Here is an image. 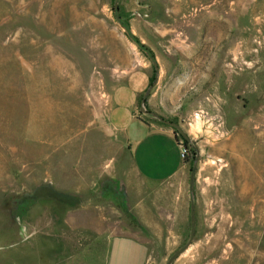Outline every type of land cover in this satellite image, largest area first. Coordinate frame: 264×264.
<instances>
[{
	"label": "rangeland",
	"instance_id": "rangeland-1",
	"mask_svg": "<svg viewBox=\"0 0 264 264\" xmlns=\"http://www.w3.org/2000/svg\"><path fill=\"white\" fill-rule=\"evenodd\" d=\"M136 73L184 150L168 182L107 120ZM190 201L171 264H264V0H0V264H104L115 235L165 264Z\"/></svg>",
	"mask_w": 264,
	"mask_h": 264
},
{
	"label": "crops",
	"instance_id": "crops-1",
	"mask_svg": "<svg viewBox=\"0 0 264 264\" xmlns=\"http://www.w3.org/2000/svg\"><path fill=\"white\" fill-rule=\"evenodd\" d=\"M181 48H205L199 40ZM146 78L130 74L119 82L111 94L107 114L109 125L119 131L129 148L137 174L150 183H164L183 172L180 146L174 133L164 126L147 122L139 112L138 102L145 91ZM137 111L139 113H137ZM145 116V114H144ZM147 247L134 237L112 236L108 242L104 264H145Z\"/></svg>",
	"mask_w": 264,
	"mask_h": 264
},
{
	"label": "water",
	"instance_id": "water-1",
	"mask_svg": "<svg viewBox=\"0 0 264 264\" xmlns=\"http://www.w3.org/2000/svg\"><path fill=\"white\" fill-rule=\"evenodd\" d=\"M142 105H143V100L141 101V106L139 107V112L142 113V114H146V110L143 108ZM150 114L152 116H154L152 113H150ZM157 120L159 122H161L162 124H164V125L172 127L183 138V140L187 141L186 135L179 129L177 124L172 123V122H167V121L162 120L160 118H157ZM175 140H176V138H175ZM191 181H192V176L190 177V184H191ZM189 220H190V228H189L188 238H187L186 242L167 258L165 264H171V262L175 258H177V256L180 253H182L191 244V241H192V238H193V234H194L193 203L191 201L189 203Z\"/></svg>",
	"mask_w": 264,
	"mask_h": 264
},
{
	"label": "built area",
	"instance_id": "built-area-1",
	"mask_svg": "<svg viewBox=\"0 0 264 264\" xmlns=\"http://www.w3.org/2000/svg\"><path fill=\"white\" fill-rule=\"evenodd\" d=\"M180 158L182 159L183 158V155H184V150H182L181 148H180Z\"/></svg>",
	"mask_w": 264,
	"mask_h": 264
},
{
	"label": "flooded vegetation",
	"instance_id": "flooded-vegetation-1",
	"mask_svg": "<svg viewBox=\"0 0 264 264\" xmlns=\"http://www.w3.org/2000/svg\"><path fill=\"white\" fill-rule=\"evenodd\" d=\"M150 113H151V112L146 111V114H145V115H147V116H148V115H151Z\"/></svg>",
	"mask_w": 264,
	"mask_h": 264
},
{
	"label": "bare ground",
	"instance_id": "bare-ground-1",
	"mask_svg": "<svg viewBox=\"0 0 264 264\" xmlns=\"http://www.w3.org/2000/svg\"><path fill=\"white\" fill-rule=\"evenodd\" d=\"M233 145H234V144H233ZM233 150H234V149H232V151H233ZM241 159H242V158H241ZM242 160H243V159H242ZM242 169H243V168H242ZM242 169H241V170H242ZM243 172H244V171H243Z\"/></svg>",
	"mask_w": 264,
	"mask_h": 264
}]
</instances>
